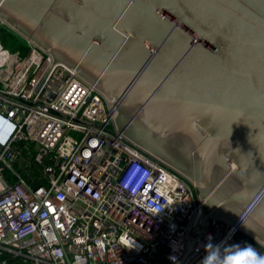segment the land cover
I'll return each instance as SVG.
<instances>
[{
  "label": "water",
  "instance_id": "1",
  "mask_svg": "<svg viewBox=\"0 0 264 264\" xmlns=\"http://www.w3.org/2000/svg\"><path fill=\"white\" fill-rule=\"evenodd\" d=\"M0 20L194 184L202 225L228 221L264 246V0H0Z\"/></svg>",
  "mask_w": 264,
  "mask_h": 264
},
{
  "label": "built area",
  "instance_id": "2",
  "mask_svg": "<svg viewBox=\"0 0 264 264\" xmlns=\"http://www.w3.org/2000/svg\"><path fill=\"white\" fill-rule=\"evenodd\" d=\"M26 42L17 72L0 46V264H175L188 247L181 264H201L209 236L264 255L228 221L202 225L194 184L117 132L100 92Z\"/></svg>",
  "mask_w": 264,
  "mask_h": 264
},
{
  "label": "clouds",
  "instance_id": "3",
  "mask_svg": "<svg viewBox=\"0 0 264 264\" xmlns=\"http://www.w3.org/2000/svg\"><path fill=\"white\" fill-rule=\"evenodd\" d=\"M208 240L209 243L204 246L206 256L201 264H264V255L259 254L252 246L241 248L239 245L225 246L223 242L213 244L211 236Z\"/></svg>",
  "mask_w": 264,
  "mask_h": 264
},
{
  "label": "rangeland",
  "instance_id": "4",
  "mask_svg": "<svg viewBox=\"0 0 264 264\" xmlns=\"http://www.w3.org/2000/svg\"><path fill=\"white\" fill-rule=\"evenodd\" d=\"M0 46L5 51V64H8L11 59L15 60L13 71H18L22 67V61L26 58L28 47H26V39L17 34L9 26L0 20ZM1 31H4L3 33ZM2 33V34H1ZM5 37V39H4ZM27 44V43H26ZM25 45V46H24ZM24 47V51L22 50ZM3 257H0V260ZM8 264H14L13 260H8Z\"/></svg>",
  "mask_w": 264,
  "mask_h": 264
},
{
  "label": "trees",
  "instance_id": "5",
  "mask_svg": "<svg viewBox=\"0 0 264 264\" xmlns=\"http://www.w3.org/2000/svg\"><path fill=\"white\" fill-rule=\"evenodd\" d=\"M1 30V29H0ZM2 33L4 32V31H1ZM1 33V34H2ZM4 39H5V37H4ZM27 43V42H26ZM25 43V45H26V47H28V45ZM24 45V46H25ZM22 50L24 51L25 49H24V47L22 46ZM13 168H14V170H16V171H19V173H22V170L16 165V164H14L13 165ZM30 170H31V173L32 174H35V175H37L38 174V169L37 168H35L33 165H31L30 166ZM9 175V176H8ZM7 177H8V179H9V181L10 182H16L17 181V178L15 177V175H13L10 171H7Z\"/></svg>",
  "mask_w": 264,
  "mask_h": 264
}]
</instances>
